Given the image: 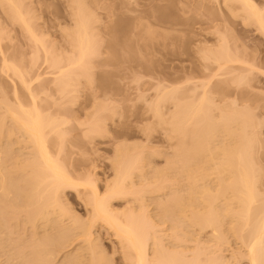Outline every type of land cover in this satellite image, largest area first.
<instances>
[{
    "label": "rangeland",
    "instance_id": "obj_1",
    "mask_svg": "<svg viewBox=\"0 0 264 264\" xmlns=\"http://www.w3.org/2000/svg\"><path fill=\"white\" fill-rule=\"evenodd\" d=\"M253 1L257 3V6L259 7L261 6L260 9H263L264 0H253ZM19 2L21 6V11L24 12V15L26 13L29 16L28 19L31 20L29 21L31 22V26L30 24L29 26L33 28L32 29V31H34L33 34L36 35V38H38V41H40L41 46L40 44H38L39 47H37V45L36 47L32 46L33 44H31L32 42L29 40L30 38H28V36L25 35L17 25L12 24L9 21L10 19L8 18L9 19L8 20L7 16H5L3 11L0 9V66H1V59L3 58L2 62L4 59H6L9 62V64L12 62L13 64L11 65H15L16 67L18 65L20 70L24 72H28L29 74L26 73V75L28 76V81L26 79L25 80L28 83L30 80H32L29 83L30 91H32V94L35 95V97H37L36 99L40 103L39 104L40 109L42 108L41 110L44 111V113L48 112L51 116L58 118V120L61 123L66 120L68 121L67 122L68 124L65 122L64 126H66L67 128L66 133L68 132V130L70 131V133L68 132L67 135H65L66 137H64L63 141L66 147H64L65 150L62 149L64 154H62L63 152L61 150L62 152L61 156L65 155L64 158L66 159V162L64 159L63 163H65L66 167L63 165L65 168L64 170L65 171L67 170L68 173L69 170H71L69 176L71 175L72 172V177H71L72 179L75 178L76 180H78L79 178L80 182H81V178L89 179V181L91 179V182L93 181V183L91 184H94L96 190L98 191V194L99 192L103 193L104 190L106 189L105 188L106 183L109 182L108 183L109 185L110 182L113 181V176L115 177L114 174L115 171H113L114 165L112 164L115 163L117 164V162H115L117 161V155H118L117 153L119 152L121 158L119 157V155L118 157L119 159H122V162H124L126 159L128 160L129 157L125 158L127 155H130L131 157L132 156L137 157V155L140 154V156L138 157L140 158L144 156L143 158H141L144 161L141 160L143 162L142 168L139 167L140 171H137L141 174L139 175L137 174V177L140 175L141 176L139 179H137L136 177H134L136 176L135 173L134 176L132 177L134 178L132 179L133 180L132 184H134L133 185L134 187L135 182H138V180L140 181V179L142 178L141 180L142 182L140 181L141 185L145 183L144 185L148 187L149 184L155 181L158 178V176L161 173H163V172L160 173L158 171L163 170L165 167L169 168L168 167L169 164L166 163V161H169L173 158L170 157V154L173 151L172 147H174L175 140L170 141L166 137V131H167L166 128H168L167 131V136H168L170 126L167 123H166L167 127H165L164 123H163L164 126L161 124H160L161 126L157 125L159 124L157 123L158 119L160 120V123H162L161 118H164V122H165V119L168 117V114L172 111L170 103H168L167 101L166 102L163 101L162 104L160 103V100L162 98L161 94L163 95L166 94L168 97L172 86H175V84L176 85L180 84L181 86L183 84V86L187 88L186 89L184 87L183 89L182 87H180L181 90L182 89L187 90L185 92H183L182 90L183 95H185V93L187 92V96L193 99L192 101L197 100L203 91L201 90L202 88H200L202 81L203 80L205 81V79H207L208 76H210V74L213 73L216 68L215 64L212 63V59L216 55H218V52H221V50L224 49H228L229 52L232 54L235 53V55L238 56L240 59H242L244 62H246V64H251V65L254 64L255 66L257 64L259 66V67L257 66V68L260 69L258 70L255 67L254 70L252 68L253 71H251L247 75L249 79L248 80L249 82H247L248 83L247 86L244 85L241 87L240 86L236 87L234 83L232 84L234 78L228 75L227 77L221 76L220 78L218 77L216 79H213V81L211 80L210 82L211 84L208 86L209 88L207 91L210 92V96L213 99V105H218L220 108L224 109L223 107L228 106L229 108L230 104L234 102L235 107L237 106L236 107L237 110L239 111L249 110L244 112L247 113L251 112L250 116L253 115L257 119V121H259L256 122L257 124H259V127L256 126L258 128L257 130H254L256 132L254 135L257 136V140L259 144L257 143L255 147L257 151L253 155L256 154L254 157H258V159H260L259 161L260 165L261 167L264 168V36L259 31L256 30V27L254 25H252L250 22L247 23V19H244L245 14L241 10H238L239 6L236 3L235 4L231 2L224 3L223 0H82L81 2L83 6L84 4L86 5V8L84 7L85 11L82 12V14L86 12L85 13L86 15L90 13L89 15L91 16V20L90 18L87 19L91 23L89 28L90 30H88L90 33L85 31V35L89 36L88 38L89 40L91 38V42H90L91 46L94 45L93 43L95 42L94 45L95 49L94 47L92 48L93 51L96 50V53L93 52V54L94 55L96 54V56L93 55L94 56L93 58L90 57L88 59L90 61H86L87 64L89 63L88 66H90V68L88 67L89 69L87 68L88 73L85 71L88 74V77L86 76L82 78L80 77V79L76 83V86L74 87V90L71 88H67V90L69 89L72 92L74 91L73 98L71 96L73 102L71 101L72 103L68 104L66 99L64 100L63 98H61L60 93H58L57 90L59 88L55 86L56 85L55 82H53L54 83L53 84L52 81L55 79L56 76H58L61 73L62 74L64 73L63 70L66 67L67 59L68 60L71 59L70 58L71 53L75 52L74 51L75 48L74 47H73L74 49L72 48L73 46L72 42H71L72 46L70 45L71 40L69 41V38L72 37L73 35L72 33H70L72 29L76 31V29H74L75 28L74 23H76L75 17L77 15L74 14L76 10V9L74 10V8L75 7L77 8V6L79 5L81 7V2H78L79 5L77 4V6H74V8H73V2H75L74 4L76 5L77 3L76 0H19ZM87 10L89 11V13L87 12ZM71 11H73L74 13ZM77 13L81 14L80 12ZM263 14H264V9H263ZM82 19L83 22L86 21V18L84 19L83 16ZM85 24H89V22L87 23L86 21ZM75 31L72 32L75 33ZM76 52H78L77 49ZM76 52L75 55L77 54ZM37 53L38 56L37 55L36 56L38 60L36 59L37 63L34 64L36 65L34 67V65H31L29 63L31 62V60L33 63H35L33 60L36 58L35 54ZM45 53L49 57V59L52 58H54V60L60 59L59 62H61V64L58 63V65H60V71L57 72L56 70L49 68L50 65L48 66V64H46L49 62L48 61L49 59H47V56L45 57ZM75 55L73 54L72 58H74ZM46 59L47 62L44 63ZM57 62L58 61H56V63ZM68 62L70 63V61ZM29 66H33V68L29 69ZM241 67L244 68L243 66ZM245 67L247 68V66ZM57 68H59V66ZM67 69L68 71L70 70L69 66H67ZM244 70L246 71L245 68ZM0 71L2 70L0 69ZM241 71H243V69ZM2 73L0 72V102L2 103L4 102L6 106L3 104L0 105L4 106L5 109L10 108L9 106H13L14 108V105L16 104V102L14 103L16 99V98L14 99V97L18 92L17 98H20L19 102H21L22 96L24 94V91H22L23 88L19 86L17 80L10 78L9 76L7 77L8 73L5 74L6 77ZM86 73L84 74L87 75ZM23 75L25 76V74ZM37 78L38 80H36ZM185 82L186 84H184ZM20 87L22 88V90ZM193 87H196L197 90L191 92L192 91L191 89ZM15 88L17 89L16 93H14L16 91ZM188 89H190V91H188ZM25 95L26 96L23 97L24 99H22L23 103L25 100L29 99L28 95L27 94ZM159 95H161L159 98L160 100L157 99L156 102L157 104L160 103V106L158 107L157 104H155L154 106L157 105L156 108L159 109L161 108V111H159L161 114L158 112L155 117V113L153 114L154 111L152 110L153 108L151 109L149 108L151 107V104L155 101L156 97L157 96L159 97ZM4 108L3 107L0 108V117L2 120L4 118L7 119L6 114H3ZM103 108L109 110L105 124L103 126V128H105L104 129L105 133L104 130L102 129L103 132L101 135L100 134L99 136L98 134L94 135L96 137L93 138L91 136L90 137L92 138L91 140H89L90 135L89 136L87 135L88 139L87 138L83 139L82 134L84 132L82 133V131L87 129L86 128L87 126H85V124L89 123L88 121H90L92 118L95 117L94 114L97 111L102 110ZM156 108L154 107V109ZM158 114H160V116ZM254 117H252L253 121H254ZM8 121L5 120L4 122L6 125L8 124L9 126L10 122L8 123ZM71 127L74 128L75 130L72 129ZM62 128L64 129L65 127ZM1 136L2 138L0 142L2 143L0 144V146L2 147L0 148L2 149L5 148V149L4 151L1 152V154L2 153L3 154L2 156L0 154V158L1 157L5 158L3 160L1 159L2 161H5L7 158L8 159L6 161L8 160L10 161V162L8 161L9 164L8 168H7L8 164H3L6 166V168H4L6 169L5 171L9 172L14 170V165L16 163L14 161H16L15 160L16 157L17 159H19L18 157H21L22 161H23L22 159L23 157H25V160L30 157L27 155L29 150L26 149L25 147H21V146L18 147L19 146L18 142H16V139L19 137L18 134H15L13 137H10L12 141L11 140L8 141V138L6 139L7 136L5 137V135L4 136L1 135ZM170 136L171 135H169V137ZM120 146H123L122 149L124 148L123 149L124 151L122 152L119 151L121 149ZM8 149L10 152L8 154H11L9 156H12V159L9 156L6 157L3 156L4 152H6ZM51 149L52 151H55L56 148L53 149L51 147L50 150ZM117 149H119L118 152L116 151ZM52 151L51 153H53ZM145 156H146V161L144 159ZM171 156L173 155L171 154ZM60 158L61 157H59V159ZM168 158L169 160H167ZM166 164L168 165L165 166ZM3 171L4 170H2V173L4 174L5 171L4 172ZM163 171L165 172V170ZM168 171H171V169L170 170L168 169ZM168 171L165 172L166 175L164 174L166 177L168 176V174L173 172L172 171L169 173ZM155 172L160 174L159 175L157 174L158 175L157 176ZM154 173L156 176L154 175ZM174 173L175 172H173L172 175L170 174L171 178L168 179L169 181H172L171 180L173 179L172 176L173 177L175 176L173 175ZM146 174H151L152 177L155 176L157 178L155 180L149 181L151 180L150 178L151 176L148 175V177L149 176L150 177L149 179H147L148 177ZM144 175H146V178L144 177ZM162 175L163 174L160 175L161 181L163 179L162 177H164V175L163 176ZM181 177L183 178V175H180V180ZM75 179L74 181H76ZM176 179L179 180V178L177 177ZM178 180L170 182L171 184L167 181L165 183V186H167V183H169L171 185V188L173 189L175 188L177 189L179 186L182 189L183 187L182 182L184 178L181 182ZM87 181L88 180H86V182ZM146 182L148 183L151 182V183L147 184ZM173 182L174 185L176 182L182 184L178 183L179 184L178 185L176 183L177 186H174L175 187L174 188L172 187ZM139 183L137 184L140 186ZM184 184H186V181ZM152 185H156V184L152 183ZM168 186L166 189H164L165 193L162 190L164 194L161 191H160L161 193L159 192L160 193L159 195L157 194L158 192L156 194H153L147 190L149 192L148 193L147 191H145L146 189L144 188L145 189L144 191L143 189L140 190L141 193L143 191V194L141 193L139 194L140 196L141 195L143 196H141L140 198L138 195V198L141 199L139 201L136 199L137 197H135V199L131 198L133 201L132 202L129 200L131 197L129 196V199L128 197H126L127 198L126 201L125 199L123 200L115 199L114 201L111 200L112 202L110 201L111 204L109 205H111V208L116 210V213H121V214H124L123 212L126 211L125 209L127 208L129 212H130L129 208H132L133 210L134 209L138 210L139 208V212H141V214L146 211V214L144 213L148 217V218L146 217V219H149L148 221L150 222L152 221V223L149 222L150 224L156 223L154 225L155 227L153 226V228L155 229L154 230L155 235L157 236L158 239H160L158 235L161 236L160 239L162 240V242H160L161 248L163 249L164 247H166V249L164 248V250L167 252L168 249L172 250V248H174L173 250H175L176 246H182V247L184 246V249L186 247V251H187V249L189 248L192 249L198 243L197 247L200 245L202 248L204 247V249L210 247V249L208 248L206 250L207 251L211 250V252H213L211 253L210 251H208L212 254L211 255L209 253L211 256H213V254L221 255L220 258H223L224 260L227 259L226 262L229 259H232V261H230L229 263L230 264L232 262L234 263L235 262L234 257L236 256H234L233 258L232 256L233 254H235V252L238 253L239 249L237 248L239 246L237 245L239 244L237 243V240H235L234 238L228 237L230 233L228 234L225 233L228 238H225L226 236H224L226 240L224 239V243H221L222 245L220 246V244L214 241L215 240L214 238L212 239V236L208 229L200 232L197 227L195 228L191 226L192 224L187 222V224H190L188 227V225L185 224L186 222L183 223L182 220L180 221L181 218H179L178 220L176 217H174L175 219H171L172 221L173 220L178 222L180 221L182 222L180 224H185V226L187 225L186 227L184 226L179 227L176 226L177 224H179L178 222L177 224H175L176 222H173L174 226H176L177 229L178 227L181 228V230L185 228V230H187V232H189L190 234V235L189 234L186 235V232L184 233L185 230L183 229L184 231L182 230L181 234L182 235L183 233L185 234V236L184 235L183 236L186 239L184 237L182 238L185 239V242L184 240L181 239L182 235L180 234L181 244L177 243L180 242V240L179 239L176 240L174 239V237L179 238L178 234L180 233L179 232L180 229L177 230V232L175 231L176 233H178L176 235V233L174 232V229H176V227L172 228L171 226L172 224H170L172 221L168 220L171 222L170 223L168 221L166 222L168 223V225L170 224L169 226H171V229L173 230L172 231L170 229L172 232H170V230L168 232L167 229H169L170 227L169 226L167 227L166 225L167 223L163 221V220H167V218L165 217H164L165 219L163 218V214L161 215L160 212L161 209H158L160 214H156V215L155 213L158 212L152 211V209H155L156 207L154 205L156 203H154L153 201L159 198L157 201L159 202L165 195H167L169 189L171 190V188H168ZM180 187L178 189H180ZM139 188H143V187H139ZM80 189L77 191L78 192L82 191L81 193H83V191L85 190V189L82 190L83 188L81 190ZM167 189L168 191L166 192ZM87 190L88 189L85 190V193L87 192ZM77 191H71L67 189L64 190L62 194V200L65 201V203H63L64 207L66 208V210L70 208L72 210V213L75 215L74 216L72 214L74 217H71V214H69L71 212L68 210L69 211L67 215L68 218H64L63 219L64 221L61 220L60 222V224L62 223L64 224V226L65 224L69 223L70 220H72L69 219V216L74 219L76 217L77 218V220L75 219L76 222L77 221L82 222L81 224H83V226L87 225L89 223V219L91 218L89 217V213H88L90 206L89 207L85 206L84 202L86 200H84L83 195H81L82 199L80 198L81 196L77 197L78 195ZM144 192H146V194ZM161 194H163V196H161ZM156 196L157 198L155 199ZM160 197L162 198L160 199ZM12 198H14L13 194H11L10 198L7 199V203L10 202L9 199L11 200ZM153 198L155 200H153ZM128 200L130 204L127 202ZM135 200H137V202ZM141 208L144 211L142 210L140 211ZM18 209H16V211ZM133 210H131V212L135 211ZM10 211L16 212L13 209ZM10 211L7 210L6 213ZM22 211H21V215H22ZM127 212H125L126 215L128 214ZM150 212H152V216ZM135 213L138 214V212ZM135 213H133V215ZM148 214L150 216H148ZM13 215L14 213L12 212V214H10V217H8V215L7 214L5 215L4 213V217H3L0 213L1 219L6 217L10 218V220L12 219L11 220L12 224L10 223L11 221L7 218L4 220H9L10 222L7 221L8 223H5L3 222V220H0L1 223L3 222V225H1L2 229H0L1 234L4 235L5 233L10 234L8 235L10 239L7 237L5 238L6 240L4 239L5 236L2 239L0 236L2 242L5 244V246H7L6 248L4 247L6 250L8 248L10 249V247L14 244V242H17L16 239H19L20 237L19 234L24 235V237L26 236L25 239L28 240H30V236H31L30 234H34V232L31 233L33 231L30 230L32 229L31 225L28 224V226L27 225L24 226L25 225L24 223L26 222L23 223L21 222V220H19V218L21 217L20 215L16 216L17 215L16 214L15 218ZM157 215H161V217L160 216L157 217ZM11 217H13L14 219ZM161 218H163V220H161ZM20 219L22 220L24 219L23 215L22 218ZM14 220H16L15 221L16 223L20 222L19 225L17 223V227L20 226L19 227L20 229L18 231L19 233L16 234L15 232H17V230L14 232L13 227L11 229V226L14 225H15L14 227L16 228V224ZM153 220L156 222H154ZM160 220L161 222L163 221L162 223H166V224L161 225L162 223L160 222ZM158 221L160 225H157ZM79 222L78 225H80ZM4 223L8 225L6 226ZM9 223L11 226L9 225ZM21 223L24 225L21 226L22 225ZM94 224L93 225L95 227L93 225H92L93 227L91 226V233L93 232L92 234L97 240L92 235V239H93L92 244L94 247L95 245L98 246L100 244L102 250L98 252L96 251L97 250L96 248L95 251L98 254H100V256L104 254L103 256L105 257V260L107 259V261H109V263L106 262L104 264H127L126 261H124L125 263H123L124 259H121V257L123 256L120 254V251H122L121 250L122 246H120V242L114 236H112L113 235L112 231L107 230V227L106 226L104 227V225L103 224L101 225V223L100 225L96 223ZM228 224L229 223L227 221L226 225ZM4 225L6 227H4ZM5 228L6 229L8 228V230H6ZM3 229L5 230V233L3 232L4 231ZM37 232L39 234L41 233L39 235L40 237L37 236L38 237L37 240H39V238L41 239V237L43 236L42 234L44 235L49 234V233L45 234L44 232L41 231H37ZM158 232L159 234H157ZM169 233H171L172 235L174 234V236L170 235ZM18 235L19 237H17ZM165 235L172 236L170 237L171 240H168L169 237L166 238ZM186 236H188L189 238L187 239ZM32 237L33 236H31V238ZM21 238H23V236H21ZM77 238L72 239V242L71 240L68 243L66 242L67 245L64 243L66 246L63 244L64 248L61 247L62 250L57 247L59 251V253L57 252V254L55 253L57 251V249L55 248V242H51L48 244V246H45L44 250H46L48 247L50 250L47 249L46 251L49 250L48 252H51L53 255L52 256L53 260H51L52 262L50 264L53 263L61 264L62 260L63 262L66 260L65 263H67L68 259L71 258L70 255H72V253L75 254L76 253L75 251L77 249L80 250V255L79 254L78 255L81 256L82 254L81 257L82 258L84 257L83 260L87 259L85 258L86 256H83L85 254L84 252L85 251L90 252L91 250L90 251L85 250L82 252L80 248L84 249L86 243L85 244L83 243L82 238L80 237ZM172 238H173V242H172ZM7 239L9 240L10 243L13 240L12 242L13 244L12 245L10 244L11 246L9 245V243L8 244L5 243L8 242ZM33 239H31L30 242H32ZM23 240L24 238L19 240V242L23 243V245L30 243L28 242V240H25V242H23ZM37 240H35V242L33 243L35 244ZM234 240L237 243V245L234 242ZM2 242L1 244L3 245ZM19 242L15 244H18ZM20 243L18 244V247L21 245ZM1 244L0 246L3 247L4 245L2 246ZM34 244H32L33 246L32 248L35 249ZM57 244L58 243H56V246L60 247L61 245L59 244L62 243L59 242V244L58 245ZM23 245L22 247L25 246ZM28 245L27 247L25 246L27 249L30 248V247L28 248ZM16 247L17 246L15 245L13 248L18 250L17 249L18 247L17 248ZM100 247L98 248V250H100ZM4 248H1L2 250L0 249V264H7L8 262L6 261L7 260L10 261L12 259L11 257L12 252L9 250L4 251ZM177 248L180 249V247ZM177 248L175 250L176 252H178ZM86 249H90V248L88 247ZM30 250L31 249L25 251L29 252ZM213 250L215 251V253ZM95 251L93 252L96 255V257L90 254L91 258L89 257L87 261L89 262L91 260V262L88 264L95 263L94 260L96 258H99L97 256L98 254H96ZM181 251L183 253L185 250L183 251V249H181ZM186 251L183 254L186 255V253L188 252ZM5 252L6 253L10 252L11 254L10 253L9 254L11 256L9 254H8L9 256L8 255L5 256L6 254ZM32 252L33 251H31V255H34ZM69 252H71V254ZM192 252L193 250H191V253ZM191 253L188 252L187 254L189 256L184 255V258L190 257ZM2 254L4 257L2 256ZM31 255L29 254V257L25 255L26 257H28V259L30 258L29 260L30 262L33 261L32 259L33 256L31 258ZM64 255H65V260L63 259ZM86 255L89 256V254ZM6 257L8 258L11 257V259H7ZM100 260H102V256ZM237 260H236V264L238 263ZM16 261H18L16 264H19L22 260L17 259ZM25 261L21 262L20 264L22 263L24 264ZM99 264H103V261H100Z\"/></svg>",
    "mask_w": 264,
    "mask_h": 264
},
{
    "label": "bare ground",
    "instance_id": "obj_2",
    "mask_svg": "<svg viewBox=\"0 0 264 264\" xmlns=\"http://www.w3.org/2000/svg\"><path fill=\"white\" fill-rule=\"evenodd\" d=\"M77 1L78 0H76V2ZM81 1L82 0H79L78 2ZM223 1L224 3H230V2L234 4L236 3L239 6L238 10H241L246 15V17L244 15V19H247V23L250 22L252 25H254L256 27V30L259 31L264 36V14H263L264 7L263 9H260L261 6L260 7L257 6V3L253 0H223ZM78 2L76 3V5L74 4L75 2H73V8L74 6H77ZM19 3H20L19 0H0V9L3 11L4 15L7 16V19L8 18L10 19L8 20L12 24L17 25L20 28V30L25 35H27L28 38H30L29 40L32 42V43L30 42L31 44H33L32 46L36 47L37 45V47H39L38 44H40L41 46V43L40 41H38V38H36V35L33 34L34 33V31H32L33 28L30 27L31 22H29L31 20L28 19L29 16L26 13L25 16L24 12L21 11V6ZM79 7L80 5L77 6L78 9L76 7L74 8V10L75 9L77 10V11L75 10V13L73 12L74 11L73 9H72L73 11H71L77 15L76 17L74 16L76 20V23H74L75 24L74 29H76V31L72 29V31L73 32L75 31V33H73L72 31L70 32L73 34V35L71 34L72 35V37H70L71 39L67 36L69 38V41L71 40L70 45L72 46L73 44L72 48L73 47L75 48L74 51L76 52L77 49L78 52H76L77 54L75 55V52L72 51L73 53H71V57H70L72 61L71 59L69 60L67 59L65 68L67 69V66H69L70 70L68 71L67 69L66 71L65 68L64 70L62 68L64 73L61 74L63 76L61 74L59 75L57 74L58 76H56L55 79L52 81V83L55 82L56 84L55 86L59 88L57 90L58 93H60L61 98H63L64 100L66 99L68 104H71L73 102L71 96L73 98L74 91L72 92L69 89L67 90V88H71L74 90V87L76 86V83L78 82L80 77L81 78L85 76L88 77L87 68L88 67L90 68V66H88L89 63L87 64L86 61H90L88 60L90 57L93 58L94 56H96V54L95 55L93 54V52L96 53V50L93 51L92 48L94 47L95 42L93 41L94 45L91 46L90 43L91 38L89 40L88 39L89 36L85 35V31L90 33L88 30H90L89 28L91 23L89 20H87L89 18L91 20V16L89 15L90 13L87 10V12L89 13L88 15L85 14L86 12L83 13L84 15L82 14V12L85 11L84 9L86 8V5L84 4L83 6L82 2L80 8L83 9L81 10ZM77 12H80L81 14H78ZM82 16L84 19L86 18V21L87 23L89 22V24H85L86 21L83 22ZM73 54L76 57L74 56V58H72ZM36 55L38 56V53L35 54L36 58L33 60L35 63H33L31 60L33 64L31 62L29 64L34 65L37 63L36 61L38 59ZM46 56L47 55L45 53V57ZM2 59L0 66V69L2 71L0 72L1 73L4 72L2 73L3 75L8 73L7 77L9 76L10 78L17 80L19 86L23 88L22 90V88L20 87L21 90L24 91L23 96L21 95L22 99H24L23 97L26 96L25 94L28 95L29 99L25 100L28 102L24 101L23 103L22 99L21 102H19L20 98H17L18 92L17 89L15 88L16 91L14 93L17 92V94L14 97V99L16 98L14 101V103L16 102L14 108L13 106H9L10 108H6L7 109L6 110L4 106L0 105L1 106L0 108L3 107L6 110L5 111L3 109V114H6V118L10 120L8 121L5 118L2 120L0 117V141L2 138L1 135L3 136L5 135V137L7 136L6 139L8 138V141H10L11 140L10 137H13L15 134H18L19 137L16 139V142H18L19 145L18 147L21 146L28 149L29 152L27 155L30 157L26 160L25 157H23L22 158L23 161L21 160V157H18L19 159H17L16 157L15 158L16 161H14L16 163L15 165L13 164L14 170L9 172L5 171L6 169L4 168H6V166L3 165V164H8L9 160L6 161L8 158L5 161H2L5 158L3 157L0 158V161L5 162V163L0 162L1 163L0 164V211H1L0 213L3 217H4V213L5 215L7 214L8 217H10V214H12L13 212L14 218L18 215H20L21 217L20 216L19 217L22 218L23 215L24 221L20 218L19 220H21V222L23 223L26 222L27 224L24 223L25 224L24 225L21 223L22 224L21 226L23 225L28 226L29 224L31 225L32 228L30 230H33L31 233L34 232V234H30L31 236H33L32 238L30 236V240L33 238L37 240V238L40 237L39 235L41 233L39 234L37 231L44 232L45 234L49 233L48 235L42 234L43 238L42 237L41 239L39 238V240H37L35 244L33 243L35 242L34 239L32 240V242H30V240L25 239L26 236L24 237V235L19 234L20 237L19 235L17 236L19 237V239H16L17 242H19V240L23 238H24L23 242H25V240H28V242H30V243L27 242L29 245L24 244L26 247L27 245L28 248L30 247L29 249L31 250L29 251L30 252L29 253L27 252L29 249H27L23 245V243L19 242L21 245L18 247L19 243L15 244L17 242H14L13 244L12 243L13 240L11 243L9 242L8 239H7L8 242H5L6 240L5 238L7 237L9 238L8 235L10 234L5 233V230L3 229L4 231L3 230L2 231L5 233V235L1 234L0 232L1 239L5 236L4 242L6 244L9 243V245L13 244L14 246L16 245L18 247V248L16 247L18 249L16 250L13 248L14 247L13 245L12 246L10 245L12 249L10 246H8L10 247L11 250L9 248L6 250L5 248L7 246H5V244L0 239L4 245L3 246L0 242V244L3 246V247L0 246V249L5 247L4 251L9 250L12 252V256L10 255L11 254L10 252L8 253L5 252L6 253L5 256L10 253L9 255L12 257V259L11 257L10 258L6 257L7 259H11L10 261L6 259L7 260L6 262H8L7 264H13L14 261H15L14 264H16L18 262L16 261L17 259L22 260L21 262L27 260L24 262V264H30V263L50 264L52 262L51 260H53L52 259L53 255L51 252H48L50 250L48 247H47V249H49L48 251H46L47 249L44 250V247L48 246V244L51 242H55V248L57 249L58 247L61 249V247H63L65 244L67 245V243L70 242V240L72 242V239L77 237L82 238L83 243L84 244L86 243L84 249L80 248L82 252L85 250H89V251L91 250L90 252L85 251L84 252L85 254L83 256H86L85 258L87 259L89 257L91 258L90 254L96 257L93 251H95V249L97 248L96 251L100 252L102 248L100 247L99 243H98L99 245L97 244L98 246L95 245V247L92 244L93 232L91 233V226L94 223L99 225L101 223V225L103 224L104 227L106 226L107 230L112 231L113 233L112 236H114L120 242V246H122L121 249L122 251H120V254L123 255L122 256L123 258L121 257V259H124L123 263H125L124 261H126L127 264H230L229 262L232 261V259H229L226 262L227 259L224 260L223 258H220L221 255L213 254L214 257L216 256L214 258L213 256H211L212 255L211 253L213 252H211V250H208L211 252L210 253L206 250L208 248L210 249V247L205 246L207 248L204 249V247L202 248L200 244H199L200 246L197 247L198 243L192 249L189 248L190 251L189 249H187L189 253H191V250H193V252L190 254V257L188 258L186 257L184 258L185 254L183 253H185L186 251V247L184 249V246L183 247L176 246L175 250L177 247H180V249L177 248L178 252L173 250L174 248L170 247L175 252H173L171 249H168L167 252L164 250V248L166 249V247L163 246L164 248L163 249L161 248V243H160L162 242V240H160L161 236L158 235V237L160 238L158 239L157 236L155 235V231H154L155 229L153 228V226L156 223L150 224L152 223V221L150 222L148 221L149 219H146L147 217V215H145L146 211L144 212L145 214L144 213L141 214V212H139V208L138 210L136 209L137 211L135 209L134 211L132 208H129L130 212L129 210H127L128 209L127 208L125 209L126 211L123 210L124 211L123 213L125 214V212L128 211L127 212L128 214L124 215L121 213H116V210L111 208V205H109L111 204L110 203L111 200L114 201L115 199L116 200L125 199L126 201L127 199L126 197H128L129 199V196H131L129 199L130 201H132L131 198L135 199V197H137L136 199L139 201L141 199L138 198V195L141 193L140 190L142 189L143 191L146 189L145 191L148 190L153 194H156L158 192L157 194L159 195L162 192V190L163 192L165 191L164 189L167 188L170 182L178 180L176 179V177L179 178L178 181L180 182L184 178L186 184H184L185 183L184 180L182 182L183 184L178 182L179 184H182L183 187L181 189V187L179 186L181 190L178 189L179 187L177 188L178 189L177 190L174 187L177 186L176 185L177 182L175 183V185L174 182L172 184L173 185L172 187H174L175 189L171 188L170 185L171 183H170L168 186V188H171V190L169 189L170 192L168 191V189L166 190V192L168 191L169 194L167 192V195H165L163 198L160 197V199L161 198L162 199L159 202H157L159 198L155 200L158 195L155 197V199L153 198V200H155L153 202L156 203L157 205L154 204L156 207L154 206L155 209H152V211L158 212L155 213V215L160 214L161 212V215L163 214V218L164 217L167 218V220H163V218H161V220L165 222L171 219H175L174 217H176L178 220L179 218H181L180 221L182 220L183 223L186 222L185 224H187V222L192 224L191 226L195 228L197 227L200 232L208 229L210 231L212 239L214 238L215 239L214 241L220 244V246L222 245L221 243H224L225 238L228 237L234 238L235 240H237V243L239 244L237 245V243L234 240L236 245L239 246L237 248L239 250L238 253L235 252V254H233L232 256V258L236 256L234 257L235 262L234 263L232 262L233 264H236L237 259H238L237 264H264V168L261 167L260 165L259 162L260 159H258V157H254L256 154L253 155L257 151L255 147L258 143L257 136L254 135L256 133L254 130H257V128L259 127V124L256 123L259 121H257V119L253 115L250 116L251 112L250 113L248 112L249 115L247 112H244L249 110H244V111L237 110L236 109L237 106L235 107L234 102L230 104L229 108L228 106L223 107L224 109L220 108L218 105H213V99L210 96V92L207 91L209 88L208 86L211 84L210 83L211 80L213 81V79H216L218 77L220 78L221 76L227 77L228 75L234 78L233 81L232 80L231 81L232 84L234 83L236 87L237 86L241 87L244 85L247 86L248 84L247 82H249L247 75L251 71H253L252 68L254 70L255 67L257 68L258 66L257 64L256 66L254 64L252 65L246 64V62H244L242 59L236 56L235 53L232 54L229 52L228 49H224L221 50V52H218V55H216L212 59V63L215 64L216 68L214 72L211 73L207 79H205V81L203 80L204 82L202 81L200 88H202L201 90L203 91L197 100L192 101L193 99L187 96V92L185 93V95H183L182 90L185 87L183 86V84L181 86L180 84L177 85L175 84V86H172L168 97L166 94L164 95L161 94L162 95L161 100L159 99L161 95H159V97L157 96L158 98L156 97L154 102H156L157 99H159L161 104L163 103V101L165 102L167 101L168 103L171 104L172 111L168 114V117L165 119V122H164V118L159 117L162 119L161 120L162 123H160V120L158 119L159 121L157 120V123L159 124L157 125L160 124L163 125L164 123L165 127H167L166 123L169 124L170 130L168 134L171 135L170 136L171 138L169 137V135L167 136L168 128H166L167 131L165 130L166 137L170 141L175 140L174 147H172L173 151L171 153L173 156H171L170 154V157L171 158L173 157L172 158L173 160L171 159L172 160L171 162V160H169L170 158L169 157L167 159L169 161H166V163H168L169 165L168 164L165 165V166L168 165L169 168L165 167L163 170L167 172L168 169L169 170L171 169V171H168L169 173L173 171L177 175L178 174L183 175V178L181 177V180H180V175L177 176L174 173L173 175L176 176V177L174 176L176 180L172 176L173 178L171 179L172 181H169L168 179L171 178L170 174L172 175L173 172L168 174L167 176L168 178H167L165 176L166 173L163 170H161L158 172L160 173L163 172L161 173L163 175L165 174L164 175L165 178L162 177L163 182L161 181V176H160L161 174L155 172L156 175L160 174L159 176L157 175L158 178L155 177L156 176L155 173H154L155 176L153 175L154 177H152L151 174H146V175L147 177L148 175L151 176V177L149 176L151 178V180L149 181L155 180L157 178L159 182L157 179L152 182L153 184L156 185H152L151 182H149L151 184L146 182L147 184H149L148 187L144 185L145 183L144 184L142 183L143 185H141L142 182L141 181L142 178H141L140 179L141 182L138 180V182H135V186L133 187L134 184H132L133 181L132 179L134 178L132 177L136 173V176L134 177H136L137 179L140 178L141 175L137 177V174L139 175L141 173L137 171H140L139 167L142 168L143 165L142 161L144 160H142L141 158H143L144 156L139 158L138 156H140V154H138L137 157L136 156L131 157L130 155H127L125 158L129 157L128 160L126 159L124 162H122V159H119L120 155L118 150L120 149V147L122 149L123 146H120L119 149L116 150L118 152L116 153L119 155V157L117 155V161H115L117 162V164L116 163L112 164L114 165L113 171H115L114 173L115 177L113 176V181L110 182L109 185H108L109 182L106 183L107 186L105 185L106 189L104 188L105 189L104 192L103 193L99 192L98 194V191L96 190L94 184H91L93 183V181L91 182V179L89 181V179L81 178V182H80L79 178H78L79 181L74 178L76 180L74 181V179L71 178L72 172L71 175L69 176L71 170H69V173L67 170L66 171L64 170L65 163H63V160L65 159L64 158L65 155L61 156V153L63 152L62 149L66 147L63 141L64 137H66L65 135H67L68 132L70 133L69 130L66 133L67 128L66 126H64L65 125L64 123L65 122L67 123L68 121L66 120L61 123L58 120V118L51 116L48 112H47L48 114L46 112L44 113V111L41 110L42 108L40 109V105H39L40 103L36 99L37 97H35V95L32 94V91H30L29 83L32 80H30L28 83L27 82L28 76L26 75V73L27 74L29 73L20 70L18 65L17 67L15 65H11L13 64L12 62L9 64V62L6 59H4L2 62ZM47 59H49L48 56ZM47 59L46 61H44V63L47 62ZM52 59H49L48 60L49 62L46 64H48V66L50 65L49 67L50 69H54L57 72L60 71V65H58V63L61 64V62H59L60 59L58 60L56 58H55L56 60H54V58ZM56 61L58 62L56 63ZM68 61H70V63ZM35 66L36 65H34V67ZM58 66L59 68H57ZM241 66H243L246 69V71ZM245 66H247V68ZM32 68L33 66H29V69ZM240 69L241 70L243 69V71H241ZM257 69L259 70L260 68ZM84 73H86L87 75H85ZM23 74H25V76ZM60 75L62 78L60 77ZM57 77H59L60 79ZM36 80H38V78ZM184 84H186V82ZM180 87H182L183 89L181 90ZM193 88L192 89L190 88L192 90L191 92L197 90L196 87ZM186 89L183 90V92L187 91ZM190 89H188V91H190ZM205 89L207 92L205 91ZM154 102L151 104V107L149 105L150 107L149 109L153 108L152 109L154 111L153 114L155 113V117H156L157 113L161 111V108L160 109L156 108L157 105L158 107L160 106V103L157 104V102L156 103ZM0 104L6 106L4 102L3 103L0 102ZM155 104L157 105L154 106ZM154 107L156 109H154ZM104 108L102 110H99L100 112L97 111L98 112V113L96 112L97 114L96 113L94 114L95 117L91 119L92 121L91 120L88 121L89 123L87 124L89 125V127L87 124H85V126H87L86 127L87 131L86 130L82 131V133L84 132L82 134L83 139L86 138L88 139L89 135H90L89 138L91 136L93 138L96 137L94 135L98 134L99 136V134L100 135L102 134L103 132L102 129L103 130L105 129L103 128V126L105 124L109 111L108 109H104ZM160 114L158 115L160 116ZM252 117H254V121L252 120ZM5 120L8 121V123L10 122L11 124L9 123V126L8 124L6 125L4 122ZM167 120L169 121V123ZM62 127L65 128L63 129ZM92 138H90L89 140H91ZM1 143L2 142H0V144ZM51 147L55 149V151H52V149L50 150ZM4 149L0 148V154L2 151H4ZM121 149L119 150L120 152L124 151L123 150L124 148L122 150ZM51 151L54 154L51 153ZM6 152H4L3 155L4 157L11 155L8 154L10 153L9 149ZM62 154H64V152ZM9 157H11L12 159V156ZM59 157L61 158L63 157V158L59 159ZM144 159L146 161V156ZM118 160L120 161V164ZM8 167L9 164L7 168ZM2 170L5 171V172L3 171L4 174L2 173ZM146 175H144L145 178ZM149 177L147 179H149ZM86 180H88L90 183L88 181L86 182ZM167 181L169 183H167V186H165V183ZM137 183H139L140 186ZM93 186L95 187V189ZM136 186L139 190L136 188ZM139 187H143V188H139ZM80 188L81 189L83 188L82 190L88 189L89 191L87 190L86 192L87 194L85 193V190L83 191V193H81L82 191L78 192L77 190H79ZM67 189L71 191H77L78 192L77 193L78 195L76 194L77 197L83 195L84 200H86L84 202L85 206L87 207L90 206L89 207L90 211L88 210V213H89V217L91 218L89 219V223L87 225L83 226V224H81L82 222L79 221L76 222L77 220L76 217H75L76 220L74 218H71L75 216L72 213V210L69 208L68 210L71 212L69 213V211L66 210V208L64 207L63 203H65V201L62 200V194L64 190ZM143 191L141 194H143ZM144 193L146 194V192ZM11 194L14 195V198H12L13 200L9 199L10 202H8L9 203L8 204L7 199L10 198ZM163 194H161V196H163ZM179 194L181 195L185 194L186 196L184 195L183 197V195L181 196ZM141 196L139 195L140 198ZM80 198L82 199V196ZM129 200L127 201L128 203ZM137 200L135 201L137 202ZM23 208L25 211L23 210ZM142 208L140 209V211L142 210ZM6 209L8 211L12 209L15 211L16 209L18 210L16 212L10 211L6 213L7 212ZM158 209H161V211L159 212ZM131 210H133L134 212H131ZM21 211H22V215H21ZM135 212H138L140 216ZM68 213L71 214V217L69 216V219L72 220L69 221L68 219L69 223L65 224L64 226V224L62 223L60 224V222L64 218H68L67 216ZM133 213L135 214L133 215ZM150 213L152 216V212ZM161 215H157V217L158 216L161 217ZM148 216L150 215L148 214ZM8 217L6 218L10 220V218ZM6 218L1 219L0 217V220H3V222L8 223L7 221L9 220H4ZM226 220L229 223L228 225H226L227 224ZM15 221L16 220H14V222ZM171 221L168 222L170 223ZM180 221L178 222L173 220L170 223L172 224L171 225L172 228L176 226L186 227L187 225L189 227L190 224H187L185 226V224H180L182 223ZM3 222L2 223L0 222V229H2L1 225H3ZM78 222L80 223V225H78ZM173 222H176L175 224H177L178 222L180 225L177 224L176 226H174ZM10 223L12 224V221ZM17 223L15 222L16 228L14 227L15 225L14 226L10 225L11 229L13 227L14 232L17 230L15 234L19 233L18 231L20 229L19 228L20 226L17 227ZM157 223H158L157 225H160L159 221ZM166 223H162L161 225H164ZM19 224L20 222L18 223V225ZM5 225L7 226L8 224ZM5 225L4 227H6ZM166 225L167 227L169 226L168 223ZM171 226H169L170 228L167 229L168 232L171 229ZM179 227L178 229L177 227L176 229H174V232L175 231L177 232V230L180 229L179 234L175 232L176 235L178 234L179 237V238L174 237V239L176 240L177 239L180 240V236L182 235L181 231L183 229L185 230V228L181 230V228ZM6 230H8V228ZM171 230L170 232L173 231ZM36 232L38 233V235ZM185 232L186 235L189 234L187 230H185L184 233ZM184 233L183 235L185 236ZM225 233L227 234L230 233L231 236L229 234V236L227 237ZM157 234H159V232ZM169 234L172 235L171 233ZM183 235L181 236V239L184 237ZM21 236H23V238H21ZM165 236L166 238L169 237L168 240H171L170 237L174 236V234L172 236H167V235ZM224 236L226 237L224 238ZM186 237L187 239L189 238L188 236ZM185 239L182 240H184L185 242ZM59 242L62 244H59ZM172 242H173V238H172ZM56 243H58L61 246L60 247L56 246ZM177 243L181 244V240L180 242ZM32 244H34L35 249L32 248L33 247ZM22 245L26 249L22 247ZM87 246L90 249H86L88 248ZM99 247L100 250H98ZM21 249L27 251L24 252ZM181 249L185 251L182 253ZM78 250L79 249L75 251L76 253L74 252L75 254L72 253V255H70L72 259L69 258L67 263H65L66 260L64 255L63 259L65 261L63 262L62 260L61 264L63 263L83 264V261L84 264L90 263L91 262L90 259L89 262L87 261V259H85L87 262L86 263L85 260H83L84 257L83 258L81 257L82 254L81 256H79L80 250L79 251ZM31 251H33L32 253L35 255V258L34 255H31ZM57 252L59 253L58 249L55 253L57 254ZM69 253L71 254V252ZM187 253L185 256H189ZM29 254L31 255V258L33 256L32 258L33 263L29 261L30 258L28 259ZM86 254H89V256ZM96 254L98 253L96 252ZM25 255L28 257H26ZM103 255H101L102 260H100L101 256L100 254H98L97 256L99 258H96L94 260L95 263L93 264H96V262L97 264H99L100 261H103V264L106 262L109 263L107 259L105 260V257Z\"/></svg>",
    "mask_w": 264,
    "mask_h": 264
}]
</instances>
